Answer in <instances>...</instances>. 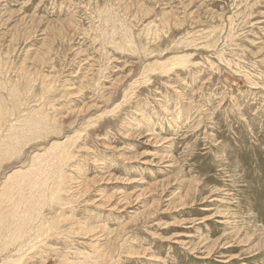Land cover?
Wrapping results in <instances>:
<instances>
[{
    "label": "rangeland",
    "instance_id": "obj_1",
    "mask_svg": "<svg viewBox=\"0 0 264 264\" xmlns=\"http://www.w3.org/2000/svg\"><path fill=\"white\" fill-rule=\"evenodd\" d=\"M0 158V264H264V0H0Z\"/></svg>",
    "mask_w": 264,
    "mask_h": 264
},
{
    "label": "bare ground",
    "instance_id": "obj_2",
    "mask_svg": "<svg viewBox=\"0 0 264 264\" xmlns=\"http://www.w3.org/2000/svg\"><path fill=\"white\" fill-rule=\"evenodd\" d=\"M141 5H142V4H141ZM92 6H93V5H92ZM14 10H15V9H14ZM129 11H130V10H129ZM139 12H140V11H139ZM151 12H152V11H151ZM223 12H224V11H223ZM120 13H121V12H120ZM135 18H136V17H135ZM11 19H12V18H11ZM7 22H8V21H7ZM4 23H5V22H4ZM27 23H28V22H27ZM27 23H26V24H27ZM19 25H20V24H19ZM11 27H12V26H11ZM19 27H20V26H19ZM30 28H31V27H30ZM19 29H20V28H19ZM48 29H49V28H48ZM106 32H107V31H106ZM111 35H112V33H111ZM203 39H204V38H203ZM110 40H111V39H110ZM120 40H121V39H120ZM119 45H120V44H119ZM72 49H73V48H72ZM261 49H262V48H261ZM53 52H54V51H53ZM40 53H41V52H40ZM47 53H48V52H47ZM78 56H79V54H78ZM160 66H161V65H160ZM164 66H165V65H164ZM159 68H160V67H159ZM4 69H5V68H4ZM17 69H18V68H17ZM198 69H200V68H198ZM5 71H6V70H5ZM2 76H3V75H2ZM95 76H96V74H95ZM21 80H22V79H21ZM56 85H57V84H56ZM85 86H86V85H85ZM106 90H107V89H106ZM76 91H77V90H76ZM25 96H26V95H25ZM32 101H33V100H32ZM97 101H98V100H97ZM10 104H11V103H10ZM56 107H57V106H56ZM11 110H12V109H11ZM13 117H14V116H13ZM24 117H25V116H24ZM37 117H38V116H37ZM51 118H52V117H51ZM5 122H6V121H5ZM34 122H35V120H34ZM39 122H40V121H39ZM44 122H45V121H44ZM49 122H50V121H49ZM24 123L26 124V122H24ZM28 123H29V122H28ZM36 123H37V122H36ZM1 124H2V123H1ZM18 125H19V124H18ZM35 125H36V124H35ZM35 125H34V126H35ZM38 125H39V124H38ZM43 125H44V124H43ZM45 125H46V124H45ZM53 125H54V124H53ZM19 126H21V125H19ZM22 126L24 127V125H22ZM22 126H21V127H22ZM44 127H45V126H44ZM53 127H54V126H53ZM73 127H74V126H73ZM29 128H30V127H29ZM33 129H34V127H33ZM33 129H32V130H33ZM49 129H50V128H49ZM22 130H24V129H22ZM40 130H41V128H40ZM40 130H39V131H40ZM41 131H42V130H41ZM86 131H87V130H86ZM24 132H25V131H24ZM4 133H5V132H4ZM29 133H30V132H29ZM29 133H28V134H29ZM33 134H34V133H33ZM12 135H14V134H12ZM41 135H42V134H41ZM10 136H11V135H10ZM26 136H28V135H26ZM19 137H20V136H19ZM9 138H10V137H9ZM16 138H17V137H16ZM82 138H83V137H82ZM29 139H30V138H29ZM65 139H66V138H65ZM14 140H15V139H14ZM17 140H18V139H17ZM66 140H68V139H66ZM38 141H39V140H38ZM18 142H19V141H18ZM21 142H22V141H21ZM11 143H12V141H11ZM54 143H55V142H54ZM54 143H53V144H54ZM56 143H57V141H56ZM56 143H55V144H56ZM65 143H66V141H65ZM55 144H54V145H55ZM157 144H158V143H157ZM59 145L61 146L62 144L60 143ZM59 145H58V146H59ZM58 146H57V147H58ZM60 146H59V147H60ZM15 147H16V146H15ZM59 147H58V148H59ZM65 147H66V146H65ZM98 147H99V146H98ZM66 148H67V147H66ZM3 149H4V148H3ZM9 149H10V148H9ZM51 149H54V147L51 148ZM55 149H56V148H55ZM62 149H63V148H62ZM6 150H7V149H6ZM6 150H5V151H6ZM64 150H65V149H64ZM64 150H60L61 153H62V151L64 152ZM2 151H3V150H2ZM11 151H12V150H11ZM43 151H44V150H43ZM54 151H55V150H54ZM38 152H39V151H38ZM23 153H24V152H23ZM52 153H53V152H52ZM57 153H58V152H57ZM54 154H55V153H54ZM59 154H60V152H59ZM59 154H58V155H59ZM63 154H64V153H63ZM15 156H16V155H15ZM142 156H143V155H142ZM57 157H58V156H57ZM65 157H67V156H65ZM11 158H12V157H11ZM38 158H39V156H38ZM54 158H55V157H54ZM0 159H1V158H0ZM55 159H56V158H55ZM60 159H61V157H60ZM60 159H58V160L60 161ZM64 159H65V158H62L63 161H64ZM10 160H11V159H10ZM46 160H47V159H46ZM51 160H52V158H51ZM56 160H57V159H56ZM56 160H55V162H56ZM62 160H61V161H62ZM34 161H35V160H34ZM59 161H58V162H59ZM165 161H166V160H165ZM55 162H54V163H55ZM49 163H50V162H49ZM69 164H70V163H69ZM49 165H50V164H49ZM45 166H46V165H45ZM34 167H35V166H34ZM43 167H44V166H43ZM49 167H50V166H48V168H49ZM51 167H54V166H51ZM51 167H50V169H51ZM40 168H41V167H40ZM75 168H76V167H75ZM36 169H37V168H36ZM43 169H44V168H43ZM53 169H54V168H53ZM58 169H59V168H58ZM48 170H49V169H48ZM34 172H35V171H34ZM40 178H41V177H40ZM42 181H43V180H42ZM95 183H96V182H95ZM173 183H174V182H173ZM175 183H176V182H175ZM160 184H161V183H160ZM42 185H43V184H42ZM148 190H149V189H148ZM131 191H132V190H131ZM134 193H135V192H134ZM142 194H143V193H142ZM148 194H149V193H148ZM162 196H163V195H162ZM108 198H109V197H108ZM124 203H125V202H124ZM107 204H108V203H107ZM126 205H127V204H126ZM95 206H96V205H95ZM151 209H152V208H151ZM144 211H145V210H144ZM147 211H148V210H147ZM146 217H147V216H146ZM78 220H79V219H78ZM127 225H129V224H127ZM238 226H239V225H238ZM17 227H18V226H17ZM17 230H19V231H20V230L23 231V229L21 228V226H20ZM21 233H23V232H21ZM21 233H19V234H21ZM68 236H69V235H68ZM11 238H12V237H11ZM210 242H211V241H210ZM248 244H249V243H248Z\"/></svg>",
    "mask_w": 264,
    "mask_h": 264
}]
</instances>
